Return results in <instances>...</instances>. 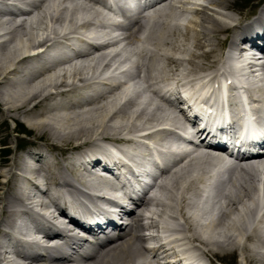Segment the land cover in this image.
<instances>
[{"label":"bare ground","instance_id":"bare-ground-1","mask_svg":"<svg viewBox=\"0 0 264 264\" xmlns=\"http://www.w3.org/2000/svg\"><path fill=\"white\" fill-rule=\"evenodd\" d=\"M245 4L246 0L154 3L131 24L117 23L126 32L123 40L128 49L120 39H110L104 28L113 24L110 17L85 3L0 0V122L13 120V137L7 141L19 147L7 168L2 169L0 160V254L7 246L19 260L2 263L0 257V264H80L50 259L49 252L58 246H42L32 233L57 239L54 236L63 234V229L55 223V230L46 229L42 221L57 217L51 209L63 215L58 204L81 194L76 184L97 191L100 185L86 179L89 173L119 170L124 163L117 155L132 160L143 153L141 143L163 138L159 124L184 127L178 116L152 100L143 85L129 88L137 82L135 77L148 89L170 81L182 86L201 77L214 78L220 69L234 77V94L242 88L240 79H247L246 93L259 106L264 102V65L252 64L253 59L245 56L247 48L240 46L243 39L259 40L264 51V0L251 5H258L254 12H243ZM232 10L234 16L229 15ZM182 16L185 22L179 20ZM208 37L214 43L202 41ZM86 39L105 46L91 49ZM63 40L72 48L65 50L68 45ZM22 122L32 131L26 132L33 135L31 140L21 133L26 131ZM228 135L240 140L235 132ZM260 159L258 166L250 162L229 167L225 178L216 174L205 187L208 167L220 158L200 152L166 169L155 193L127 212L125 225L114 217L92 225L72 217L73 223L93 232L115 231L85 264H179L185 256L196 264H205L200 257L209 264H264V157ZM205 188L209 191L203 195ZM202 200L217 209L208 220L204 215L208 207L197 212ZM32 203L45 212H37ZM149 229L167 232L171 246L142 245ZM63 236L65 244L73 238ZM189 248L196 256L189 254Z\"/></svg>","mask_w":264,"mask_h":264},{"label":"rangeland","instance_id":"rangeland-1","mask_svg":"<svg viewBox=\"0 0 264 264\" xmlns=\"http://www.w3.org/2000/svg\"><path fill=\"white\" fill-rule=\"evenodd\" d=\"M77 1V0H76ZM257 1H259V0H246V4H248L249 3V5L247 6L246 4L244 5V8H243V12H248V11H252V12H254L256 9H257V7H258V5L257 4H255V6H254V8H251V5L252 4H254V2H256L257 3ZM240 5H241V3H239ZM187 7V6H186ZM179 12V11H178ZM180 12H184L185 14H189V15H191V12L189 11V10H187V11H184V10H180ZM235 12L236 11H230L229 12V15H232V16H234L235 15ZM19 19H21V18H19ZM19 19H17V20H19ZM179 20L180 21H184L185 22V16H182V17H180L179 18ZM183 24V26H184V23H182ZM179 31L181 32V33H184L185 32V29L183 28V27H181L180 29H179ZM180 34V33H179ZM189 34H191V35H193V33H189ZM219 35H221L222 36V33H220ZM142 37H143V35H142ZM190 39H192V37H190ZM202 41L203 42H205V44H211V43H214V41H215V39L213 38V37H208L207 38V40H204V39H202ZM126 42H124V44H125ZM126 46H127V48L129 49V46L127 45V44H125V48H126ZM191 48H194V46H192V47H190L189 49H191ZM215 56V55H214ZM215 58H216V56H215ZM191 60V59H190ZM187 61V60H186ZM186 63H183L182 65H185ZM136 84V86H138L140 83H135ZM132 87V86H131ZM15 126V123L13 122V120H8V121H6V122H0V141L2 142V143H0V160H2L1 161V164H2V169L3 168H7V165L12 161V157H14V155L15 154H17V150L19 149V147H16L15 148V146H16V144H15V146H14V143H15V141L13 142H9V141H7V139H9L10 137H13V135H12V131H11V129H12V127H14ZM21 128L23 129H26V131H23V132H21L23 135H25V136H27V138H28V140H31V138H33V135L32 134H27L26 132H27V130H28V132H32L31 130H29V128H28V126L27 125H25L23 122L21 123ZM19 137H21V136H19ZM19 137H18V139H19ZM4 141V142H3ZM12 144V145H11ZM19 146V145H18ZM6 166H5V165ZM202 208H205V207H209V206H207L206 205V202L205 201H201L200 202V204H199ZM213 208V210L216 212L217 211V209H216V207H212ZM154 209H155V207H154ZM209 217L211 218V216L209 215ZM0 257H1V259H2V263H3V260L5 261V260H8V258L7 257H5V256H3V255H0ZM19 260V259H18Z\"/></svg>","mask_w":264,"mask_h":264}]
</instances>
